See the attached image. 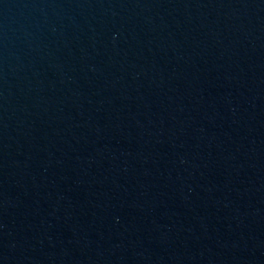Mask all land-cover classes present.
<instances>
[{
    "label": "water",
    "instance_id": "water-1",
    "mask_svg": "<svg viewBox=\"0 0 264 264\" xmlns=\"http://www.w3.org/2000/svg\"><path fill=\"white\" fill-rule=\"evenodd\" d=\"M0 264H264V0H0Z\"/></svg>",
    "mask_w": 264,
    "mask_h": 264
}]
</instances>
